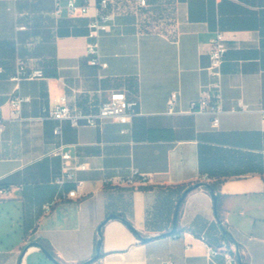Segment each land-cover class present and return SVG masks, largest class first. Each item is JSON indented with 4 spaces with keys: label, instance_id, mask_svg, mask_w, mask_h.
I'll return each mask as SVG.
<instances>
[{
    "label": "crops",
    "instance_id": "obj_1",
    "mask_svg": "<svg viewBox=\"0 0 264 264\" xmlns=\"http://www.w3.org/2000/svg\"><path fill=\"white\" fill-rule=\"evenodd\" d=\"M56 1L0 0V183L8 189L0 196V264H232L237 252L246 264H264V0H111L114 18L99 40L102 79L86 52L96 0L76 15H55ZM217 30L227 51L214 127L209 113L188 106L209 80ZM17 58L44 77L12 80ZM116 89L139 100L125 132L110 119L73 126L42 117L60 95L86 106L99 90ZM14 90L30 96L21 118L7 102ZM58 144L88 163L77 172L78 198L62 197L72 183L55 182L62 159L47 153ZM134 170L135 182H124ZM196 182L215 184L217 210L199 185L169 233L179 196Z\"/></svg>",
    "mask_w": 264,
    "mask_h": 264
},
{
    "label": "built area",
    "instance_id": "obj_2",
    "mask_svg": "<svg viewBox=\"0 0 264 264\" xmlns=\"http://www.w3.org/2000/svg\"><path fill=\"white\" fill-rule=\"evenodd\" d=\"M111 0H96L94 3V15L87 23V44L86 52L89 55V62L95 65L98 69L97 75L99 79L104 77L102 72L108 64L101 60L100 54V37L110 28V23L114 16L107 11ZM141 6L147 5V0H138ZM91 6L90 0L77 2L76 0H60L56 1L54 13L60 15L63 9L70 15L86 14ZM224 34L221 30H217L208 41V58L209 64L206 67L209 80L202 85L199 94L196 98L190 100L188 111L204 112L211 115V122L214 127L219 125V116L223 111L222 102V63L224 62L227 47L225 45ZM44 77V72L38 67H29L21 58L15 61V69L10 78L16 82L22 79H34ZM179 96V91L174 90L169 94L167 104L168 112H175V102ZM30 101V96L23 95L17 90H14L8 96L7 102L12 114L21 118V106L23 103ZM139 104L137 97H131L125 90H111L107 95H104L102 90H99V96L95 105H81L76 100L71 102L68 97L60 95L57 101L42 117H51L58 120L68 119L73 126H78L82 122L88 124H97L106 119H110L126 125L122 132L128 130V126L135 114V109ZM240 109H247L248 105L241 100L239 101ZM60 126L54 129L55 134L60 133ZM50 156H57L62 159V167L55 182L63 187L67 183H72L73 186L62 193L63 198H78L80 196L79 188L83 184V180L77 177V172L86 170L88 163L84 161H73L74 156L65 144H58L52 147L48 153ZM138 175V171L134 170L130 175L126 176L123 181L133 184ZM8 189L0 185V196L7 193ZM52 202L44 204V209L49 210ZM209 252L216 254L218 251L209 248ZM232 264H238L235 256H231ZM163 264H174L171 261H165Z\"/></svg>",
    "mask_w": 264,
    "mask_h": 264
},
{
    "label": "water",
    "instance_id": "obj_3",
    "mask_svg": "<svg viewBox=\"0 0 264 264\" xmlns=\"http://www.w3.org/2000/svg\"><path fill=\"white\" fill-rule=\"evenodd\" d=\"M199 185H204L208 190H209V193H210V196L213 200V205H214V209L215 211L217 210V200H218V197H219V194L213 189V187L211 186L210 183L208 182H196L190 186H188L182 193L181 195L179 196L178 200H177V204H176V208H175V212H174V217H173V225H172V228L170 229L169 233H174L175 230H176V226H177V216H178V211H179V206H180V203L182 202V200L184 199V197L186 196V194L192 190L193 188L199 186ZM113 217H116V215L114 213H111L108 215L107 218H113ZM126 222V221H125ZM128 226L129 223L126 222ZM219 224H220V227L222 229V232L224 234H227L229 233L228 230L225 228V226L223 225V223L221 221H219ZM98 233H99V238L97 239V242H96V252L94 254V258L98 257L99 256V250H100V246H101V230H100V226L98 227ZM147 237H144V239H146ZM33 245L35 246H39L42 250V252L50 259V260H53L52 258V255L51 253L49 252V250L44 247L40 242L38 241H34L32 243ZM237 263L238 264H243L242 262V259H241V256L239 254V252H237Z\"/></svg>",
    "mask_w": 264,
    "mask_h": 264
},
{
    "label": "trees",
    "instance_id": "obj_4",
    "mask_svg": "<svg viewBox=\"0 0 264 264\" xmlns=\"http://www.w3.org/2000/svg\"><path fill=\"white\" fill-rule=\"evenodd\" d=\"M211 184V186L213 187V189L215 190L216 189V186H215V184L214 183H210ZM0 185H2L3 186V184L2 183H0ZM242 262H243V264H246V260L243 258L242 259Z\"/></svg>",
    "mask_w": 264,
    "mask_h": 264
}]
</instances>
